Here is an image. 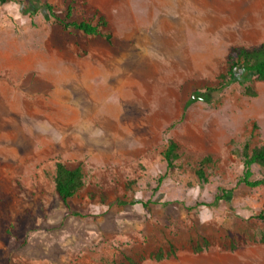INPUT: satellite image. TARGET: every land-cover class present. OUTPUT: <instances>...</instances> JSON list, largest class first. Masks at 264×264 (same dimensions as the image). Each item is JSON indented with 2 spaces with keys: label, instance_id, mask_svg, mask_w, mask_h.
<instances>
[{
  "label": "rangeland",
  "instance_id": "obj_1",
  "mask_svg": "<svg viewBox=\"0 0 264 264\" xmlns=\"http://www.w3.org/2000/svg\"><path fill=\"white\" fill-rule=\"evenodd\" d=\"M71 1V19L105 17L109 42L62 31L44 8L63 17ZM220 1L224 11L203 9L207 0H180L177 11L159 6L169 0L0 4V66L28 69L17 78L31 104L16 155L0 141V264H264V222L251 218L264 213V185L238 183L243 145L264 144V82L253 97L236 83L212 103L195 96L231 48L264 41V0H236V11ZM27 6L34 15L21 14ZM56 162L84 176L67 204Z\"/></svg>",
  "mask_w": 264,
  "mask_h": 264
},
{
  "label": "trees",
  "instance_id": "obj_2",
  "mask_svg": "<svg viewBox=\"0 0 264 264\" xmlns=\"http://www.w3.org/2000/svg\"><path fill=\"white\" fill-rule=\"evenodd\" d=\"M8 0H0V4H5ZM72 4L66 6L65 14L63 17L56 15L49 4H45L44 8L49 15L57 22L61 30L64 32H76L85 37L101 38L109 42L112 38L111 32L107 29V21L105 17L98 12H94L88 19H71ZM32 8V9H31ZM22 15H34L35 10L33 7L27 6L21 8ZM255 82H264V43L252 49H245L242 47H233L230 49L225 67L216 79L214 85L206 87L203 92L196 93V99L205 103H212L232 84L236 83L242 88V93L248 97L255 96L251 85ZM188 104V103H187ZM172 128V125L167 127L166 132ZM161 157L166 162V169L171 170L175 167V162L178 159L177 144L168 139L164 150L161 152ZM242 176L239 178L238 183L243 184L245 187L255 189L264 185V144L255 145L250 147L249 142L243 145L242 152ZM206 162L203 159L199 166ZM257 166L262 169L261 177L257 180H250L252 175L251 167ZM197 177L203 180L201 169L197 171ZM83 173L82 169L77 166L69 168L62 162L55 163V172L53 176V184L56 195L59 200L66 204L83 186ZM215 200H219L218 197ZM145 206V203H141ZM258 222H264V213L260 212L251 217ZM200 251V249H197ZM173 256V249L169 248L166 251L157 250L151 253V257L155 260H162L164 257ZM143 257L139 259L127 258L126 262L115 264H140Z\"/></svg>",
  "mask_w": 264,
  "mask_h": 264
},
{
  "label": "crops",
  "instance_id": "obj_3",
  "mask_svg": "<svg viewBox=\"0 0 264 264\" xmlns=\"http://www.w3.org/2000/svg\"><path fill=\"white\" fill-rule=\"evenodd\" d=\"M207 1L208 2L205 3V6L202 7L203 9L209 11L210 8L215 9L214 7L217 6L221 8V10H225V6L223 5L222 1L214 0L215 2L213 4L210 2V0ZM240 3V1L235 0V7L239 6ZM162 5L166 6L171 11H177L179 9L181 10L182 3L180 0H169V3H161L159 6L162 7ZM233 9V11H236L237 7ZM262 43H264V41L260 44ZM27 71V68L26 70L21 69L20 72H17L10 67L6 68L4 65L2 67V64L0 66V141H6L4 146L14 149L13 151L15 155L17 153V144L11 143V141L18 139L20 129H22V126L26 125V120L23 118V116L25 117L27 114L31 113V104H28L26 101L30 96L22 88L17 78L19 73L21 76H23L25 72L27 73ZM62 82L65 81L63 80ZM59 92L64 93L63 89L61 91L59 90ZM28 105L30 108H28ZM2 147L3 144H0V157L2 155Z\"/></svg>",
  "mask_w": 264,
  "mask_h": 264
}]
</instances>
